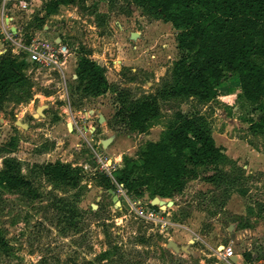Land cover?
Instances as JSON below:
<instances>
[{
  "label": "rangeland",
  "instance_id": "1",
  "mask_svg": "<svg viewBox=\"0 0 264 264\" xmlns=\"http://www.w3.org/2000/svg\"><path fill=\"white\" fill-rule=\"evenodd\" d=\"M20 1L9 0L6 15L0 13V54L18 48L5 40L10 27L26 43L60 38L72 56L64 75L16 56L27 64V82L0 102V171L16 162L33 188L0 186V236L8 244L0 247V264H233L223 257L228 246L242 256L240 264H264V133L250 129L258 111L242 98L238 76L227 74L209 101L170 96L189 54L179 47L182 31L147 5L75 0L48 14L52 0H28L33 12L26 14L18 11ZM82 56L105 70L110 89L99 97L75 76ZM153 98L158 118L140 133L126 116L133 104ZM184 118L202 124L229 160L193 170L171 197L138 188L132 201L172 203L166 215L143 219L118 194V179L127 160H139ZM76 121L85 137L73 128ZM95 151L111 160L110 176L95 172ZM51 163L69 166L78 185L50 179ZM170 240L187 249L175 252Z\"/></svg>",
  "mask_w": 264,
  "mask_h": 264
},
{
  "label": "trees",
  "instance_id": "2",
  "mask_svg": "<svg viewBox=\"0 0 264 264\" xmlns=\"http://www.w3.org/2000/svg\"><path fill=\"white\" fill-rule=\"evenodd\" d=\"M75 0H52L48 14ZM153 15L182 31L178 42L187 52L178 65L180 83L170 96L193 95L209 101L227 74L237 75L242 98L255 106L257 119L250 120L254 133H264V0H139ZM25 60L7 51L0 55V102L15 86L27 82ZM76 75L84 90L99 97L110 89L105 70L88 56L80 57ZM120 110L118 115H123ZM155 98L133 104L126 120L143 133L158 118ZM124 116V115H123ZM125 118V117H124ZM225 148L217 146L210 132L194 119L184 118L165 138L149 143L139 160L129 159L118 179L129 194L148 187L161 197H171L183 188L193 170L229 160ZM137 169L140 172L136 174ZM45 173L55 182L77 186L69 166L48 164ZM215 181L216 176L208 178ZM0 186L10 190H31L32 182L21 175L16 162H6L0 171ZM138 191V190H137ZM73 220V218H72ZM8 246L0 236V247ZM246 261L250 254L243 253Z\"/></svg>",
  "mask_w": 264,
  "mask_h": 264
},
{
  "label": "built area",
  "instance_id": "3",
  "mask_svg": "<svg viewBox=\"0 0 264 264\" xmlns=\"http://www.w3.org/2000/svg\"><path fill=\"white\" fill-rule=\"evenodd\" d=\"M9 0H3L1 15L4 17L7 13L6 6ZM18 11L26 14L32 13L30 9L29 1H20L18 6ZM10 19L7 20L9 23ZM22 37L16 38V35L12 32V28H8L5 33V40L7 42H13L18 46L17 50H13V54L15 56H26L25 60L32 64L33 67L37 69L57 71L60 74L64 75L66 64L70 59V50L68 46L59 38V42L54 40V42L44 41L37 37L31 38L29 43L23 42ZM18 43H15L17 42ZM25 41V40H24ZM8 51L7 48L3 50V53ZM0 54V55H2ZM73 128L77 129L83 136L84 133L82 127H79L78 122H74ZM94 170L99 174H105L110 176L112 174V170L114 168L111 160H109L104 154L101 152H94L93 156ZM91 166L86 165L85 169H89ZM117 192L119 195L123 197V200L126 201L131 211H133L139 217H143L146 220H155L160 218L163 215L167 214V210L169 209L167 205L160 206L158 204H153V199L150 200L149 206L144 202L145 200L137 199L132 201L131 194H129L127 189H123L121 186L117 185ZM224 259L230 260L235 256H240L236 253L234 247L228 246L225 248V252L223 254Z\"/></svg>",
  "mask_w": 264,
  "mask_h": 264
},
{
  "label": "water",
  "instance_id": "4",
  "mask_svg": "<svg viewBox=\"0 0 264 264\" xmlns=\"http://www.w3.org/2000/svg\"><path fill=\"white\" fill-rule=\"evenodd\" d=\"M111 194L114 196V200L115 201H118V197H116L114 195V191H111ZM153 204H158L160 206H165V205H167V202H164V201L160 200L159 198H155L153 200ZM171 204L172 203H170V202L168 203V205H171ZM167 246L170 247L171 249H173L175 252H180V250H186L187 249V247H179L178 244L176 242H174V241H169L168 244H167ZM230 261L233 264H239L241 262V260H240V258L238 256H235Z\"/></svg>",
  "mask_w": 264,
  "mask_h": 264
},
{
  "label": "crops",
  "instance_id": "5",
  "mask_svg": "<svg viewBox=\"0 0 264 264\" xmlns=\"http://www.w3.org/2000/svg\"><path fill=\"white\" fill-rule=\"evenodd\" d=\"M27 1H28V0H27ZM31 11H32V10H31ZM32 12H33V11H32ZM71 56H72V55H71ZM71 56H70V57H71ZM69 61H70V59H69ZM69 61L67 62L66 65L70 64ZM77 65H78V60H77V62H75V67H74V69H75V71H74L75 74H76ZM75 76L77 77V75H75ZM86 135H87V134H86ZM222 147L225 148V146H222ZM225 154H226V155H229V152L226 150V151H225ZM228 157H229V156H228ZM153 200H154V199H153ZM170 241H172V240H170ZM239 258H240V260H241V262H242V256H239ZM230 262H231V261H230ZM241 262H240V263H241ZM240 263H239V264H240Z\"/></svg>",
  "mask_w": 264,
  "mask_h": 264
},
{
  "label": "bare ground",
  "instance_id": "6",
  "mask_svg": "<svg viewBox=\"0 0 264 264\" xmlns=\"http://www.w3.org/2000/svg\"><path fill=\"white\" fill-rule=\"evenodd\" d=\"M134 36H137V35H134Z\"/></svg>",
  "mask_w": 264,
  "mask_h": 264
}]
</instances>
